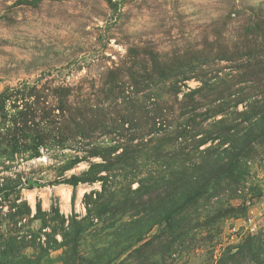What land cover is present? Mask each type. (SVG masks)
<instances>
[{
    "label": "rangeland",
    "instance_id": "rangeland-1",
    "mask_svg": "<svg viewBox=\"0 0 264 264\" xmlns=\"http://www.w3.org/2000/svg\"><path fill=\"white\" fill-rule=\"evenodd\" d=\"M8 89L0 264H264V0H0Z\"/></svg>",
    "mask_w": 264,
    "mask_h": 264
},
{
    "label": "trees",
    "instance_id": "trees-1",
    "mask_svg": "<svg viewBox=\"0 0 264 264\" xmlns=\"http://www.w3.org/2000/svg\"><path fill=\"white\" fill-rule=\"evenodd\" d=\"M13 93L8 89L6 92L2 95H0V108H2L3 112L5 110V104L10 98L12 97ZM15 103V101H13ZM16 106V111L14 113V118L13 121L11 122L14 127V132L10 133V139L8 137L6 138L7 143V148L10 149L11 155L17 154V153H22L26 152L31 144L34 145V153H32L30 156L31 157H37L40 155V147H42V136L34 137L29 131L27 127V121H28V115L30 113L28 112L29 106H23L22 108L18 107V104L15 103ZM31 117V116H30ZM153 125L156 124V121L152 123ZM4 127L0 125V145L3 144L1 139L2 137V132L4 131ZM6 128V127H5ZM8 130H11L9 128ZM264 131V127H263ZM73 136V135H72ZM71 135L67 134L66 136H61L59 139L55 140L52 144L59 145V146H64V141L66 140L65 138L69 139L72 137ZM6 147H4L5 149ZM81 181L79 177L73 176V180L68 181L69 184H71L73 187H76L78 182ZM75 196V191L73 192V197Z\"/></svg>",
    "mask_w": 264,
    "mask_h": 264
}]
</instances>
